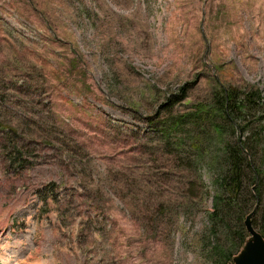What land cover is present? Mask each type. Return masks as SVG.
I'll return each instance as SVG.
<instances>
[{
  "label": "rangeland",
  "instance_id": "obj_1",
  "mask_svg": "<svg viewBox=\"0 0 264 264\" xmlns=\"http://www.w3.org/2000/svg\"><path fill=\"white\" fill-rule=\"evenodd\" d=\"M263 116L264 0H0V264L232 263Z\"/></svg>",
  "mask_w": 264,
  "mask_h": 264
},
{
  "label": "trees",
  "instance_id": "obj_2",
  "mask_svg": "<svg viewBox=\"0 0 264 264\" xmlns=\"http://www.w3.org/2000/svg\"><path fill=\"white\" fill-rule=\"evenodd\" d=\"M259 96L260 95L258 91H254V92L239 91L237 92L234 88L221 87L220 99H221V104L224 105L222 107L225 108V110L223 109L222 112L224 113L225 117L228 118L232 122V118H230L231 111H236L240 109V107H238V105L235 104L236 99L238 101V104L242 103L244 105H251L254 103L253 98L259 100ZM228 103H231V104H230V109L228 107V110H227V107L225 106V104H228ZM262 119H264V116ZM258 135L259 133H256V134L251 133V135H249L246 138L247 140L245 141L238 138L236 139L234 147L230 151L229 149L226 151L227 152V165H226V172H227L226 178L227 179L223 182V185H222V189L224 191L226 192L229 191L232 195L235 194L240 185V174L243 170L247 169L250 175V180L252 181L251 191L250 192L248 191V194H250V197L254 201L255 199L258 198V195L261 194L260 182L261 180L262 181L264 180V170H261L257 164H254L252 162V157L254 155L250 156V153H251L250 151L251 148L249 146L250 140L252 141L257 140ZM244 156L246 157L245 159H243ZM220 203H223V201L219 200L217 197L214 200L213 206L215 207V210L217 209L219 213L221 212L222 214V210H221L222 206H220ZM226 204L229 205L228 203ZM251 225L254 226V223L252 221H251ZM263 240H264V237H263Z\"/></svg>",
  "mask_w": 264,
  "mask_h": 264
},
{
  "label": "water",
  "instance_id": "obj_3",
  "mask_svg": "<svg viewBox=\"0 0 264 264\" xmlns=\"http://www.w3.org/2000/svg\"><path fill=\"white\" fill-rule=\"evenodd\" d=\"M251 214L252 211L243 220L248 237L241 246L239 253L233 257V262L228 264H264V240L251 225Z\"/></svg>",
  "mask_w": 264,
  "mask_h": 264
}]
</instances>
